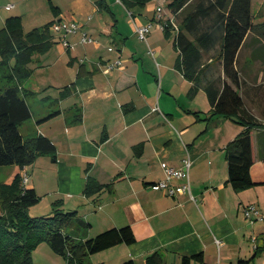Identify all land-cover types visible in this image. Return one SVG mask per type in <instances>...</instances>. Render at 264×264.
<instances>
[{
    "label": "crops",
    "instance_id": "0c3cea01",
    "mask_svg": "<svg viewBox=\"0 0 264 264\" xmlns=\"http://www.w3.org/2000/svg\"><path fill=\"white\" fill-rule=\"evenodd\" d=\"M97 1L0 0L4 8L0 19L20 16L24 32L46 24L37 25L45 16L48 22L75 20L80 30L94 39L82 44L78 32L69 36L71 46L64 48L50 30L52 44L41 54L47 57L37 71L47 66L61 71L37 78L32 89L25 82L33 71L22 84L33 122L24 137L42 134L56 147L55 161L40 155L23 169L28 175L27 188L35 190L40 202L48 199L45 213L36 214H50L53 203L61 201L62 211H77L90 224L84 236L73 229L82 238L131 227L134 243L93 253L89 256L92 264H122L130 259L134 264H147V257L155 252L162 264H181L183 257L194 254H202V261L192 260L191 264H237L252 258L256 246L264 241V220L250 223L244 214L249 204L264 214V27L257 25L248 31L236 54L238 87L226 76L223 59L217 58L220 43L201 50L198 76L191 80L176 66L179 51L174 44L175 54L169 60L163 43L152 48L148 42L157 31L154 29L145 42L148 49H131L129 37H123L122 16L116 12L121 3L107 0L112 10L108 12L100 9ZM160 1L165 5L166 0ZM191 1L175 15L171 12L173 17ZM251 8L253 22L264 23V0L260 13H254L252 0ZM144 9L126 11L138 23L155 20V12L146 15ZM214 22L213 14L209 24L213 27ZM28 25L31 29L26 31ZM127 26L137 37L131 18ZM242 50L248 53L241 59ZM115 59H120L121 65L105 69V64ZM225 82L238 91L261 125L252 131L254 163L250 174L256 185L241 191L227 182L225 147L244 127L237 116L213 114L205 90L211 83L222 90ZM32 104L37 107L34 111ZM57 110L56 116L37 123ZM187 156L192 162L190 192L194 199L189 193L170 196L150 187L165 176L162 162L181 167ZM11 166L14 170L8 181L18 171ZM88 178L103 186L89 197L85 195ZM183 182L171 180L176 187ZM251 264H264V251Z\"/></svg>",
    "mask_w": 264,
    "mask_h": 264
},
{
    "label": "trees",
    "instance_id": "16d2710c",
    "mask_svg": "<svg viewBox=\"0 0 264 264\" xmlns=\"http://www.w3.org/2000/svg\"><path fill=\"white\" fill-rule=\"evenodd\" d=\"M118 1L127 11H131L136 7L144 8L151 0ZM189 1L173 0L168 3V7L175 15ZM97 5L100 9L112 11L107 0H98ZM213 14L214 26H202L203 20L210 19ZM53 21L24 32L22 18L11 16L0 29V166L15 165L18 168L9 181L0 183V264H32V252L43 242H47L56 254L62 256L66 264H90L91 254L120 243L132 244L136 241L130 226L111 228L95 237H80L73 229L81 231L84 236L90 224L77 211H62L61 201L53 203L52 212L47 216L31 217L27 214L28 209L39 202L40 196L33 188L23 185L22 170L40 155H48L55 161L56 147L42 134L24 137L20 132L19 126L32 118L22 84L33 72L29 68L33 56L45 53L52 44L50 26ZM257 25L264 26V23L253 22L251 0L198 1L175 31L174 45L179 51L176 66L185 77L195 80L201 65V50L220 43L217 58L223 59L226 76L238 87L239 74L234 67L236 54L248 31L256 29ZM171 31L173 27L168 24L164 28L165 36L171 35ZM189 35L194 38L190 39ZM205 90L213 114L237 116L239 124L244 127L225 147L227 182L236 191L250 188L256 185L250 174L254 163L252 131L261 125L246 108L238 91L227 82L222 90L212 83ZM59 112H50L37 123L41 124ZM102 187L88 178L85 195L89 197ZM262 251L264 241L256 246L252 258L241 259L237 264H251L252 259ZM192 260L202 261V254L185 256L181 264H191ZM146 263L162 264V259L155 252L147 257ZM122 264L134 262L130 259Z\"/></svg>",
    "mask_w": 264,
    "mask_h": 264
},
{
    "label": "rangeland",
    "instance_id": "374dc122",
    "mask_svg": "<svg viewBox=\"0 0 264 264\" xmlns=\"http://www.w3.org/2000/svg\"><path fill=\"white\" fill-rule=\"evenodd\" d=\"M173 0H166L165 1V5H164V2L163 1H160V0H151L144 8V11L146 10V15H152L153 11L156 12V10L158 8H163V14H164V18L167 20L168 19V16L170 18L173 17V14L171 13V10L170 8L168 7V3L172 2ZM198 1L200 0H193L191 1L187 7H185V9L182 10V12H180L177 17H175L174 21L175 23L177 24L178 26V23L180 22V19L184 17V15L189 12L190 10L194 9L195 5L198 3ZM262 2L263 0H252V3H253V11L255 14H258L260 13L259 12V8L262 7ZM148 5L150 6V8L148 7ZM3 6L0 5V18L2 17V15L4 13H2V10H3ZM117 13H118V16H122V19H123V22L121 23L122 27V33H123V37L124 36H127L129 37V39H127V42H128V46L131 48V49H143L144 46L146 49H148L147 47V44L141 40H138V38L134 35H131L132 32L130 31V28L128 25V20L130 19V16L128 15V12L126 11V9H122L121 8V4H118L117 6ZM168 10H170V12H168ZM262 12V10H261ZM6 18V15L4 16V18L0 19V29L3 28L4 26V20ZM49 20L48 18H46L45 16L40 18L39 21L37 22L38 24L37 25H40V24H43V23H47ZM203 24L202 26H206L210 23V19H206V20H203ZM127 24V25H126ZM30 25L28 26H25V29L26 31L27 30H30L31 28H29ZM264 27V26H263ZM154 29H156L157 31L156 32H153ZM151 33L153 32L152 34V37L151 39H148V42L150 43V46L152 48H154V46L156 44H164L165 46V52L168 56V59L170 60L172 56H174L175 52L173 50V44H174V38H175V31H171L172 32V35H169V39L166 38L164 32L162 30H160L156 25L153 26V28L151 29L150 31ZM150 32L148 33V37L150 35ZM69 38V37H68ZM120 38V37H119ZM119 38L117 39L118 42H120ZM153 40L154 43L151 41ZM61 44V43H60ZM151 49V48H149ZM248 52L246 50H242L241 51V54H240V58L242 59L244 57V55H246ZM171 54V55H170ZM57 54L53 53L52 56L56 57ZM47 55H41V54H35L33 56V61L29 64V68L30 69H33L34 73L33 75L25 82V86L28 87V88H32L34 89L35 85H36V80L37 78H40L41 76H50L52 75L53 73H56V74H59V72L61 71L60 68H51V67H45L43 68L42 70H38V68L41 67V64L45 61ZM0 59H1V56H0ZM13 63V61H12ZM59 66L62 67L63 66V60H60L59 61ZM68 73H65V77L67 78ZM31 103V102H30ZM35 105V104H34ZM32 104V109L33 111L37 108L36 106H34ZM30 124H33L32 120H28L24 123H22L20 126H19V129L21 131V133L23 135L26 136V130L28 129V126ZM14 170V166H11V165H8V166H0V182H7L8 179L11 177V176H8V174ZM29 179H30V175H29ZM7 180V181H6ZM29 185V183H27L26 187ZM48 199H44V201L42 200L40 202L39 200V204L37 203V205H34V206H31L29 209H28V215L31 216V217H34V216H40V214H36V213H45L46 210H44V205L46 204ZM41 209V210H40ZM49 214H44L43 216H47ZM41 244H44L45 246L47 247H44V248H47V250H49L48 252L46 251V249L44 250L43 247H41L39 245V247H37L33 252H32V264H66L65 262V259L60 256V255H57L56 253H54L52 251V249L49 247L48 243L47 242H43ZM42 245V246H44ZM96 256H99V255H96ZM97 258V257H96ZM90 260V258H89ZM92 264V263H90Z\"/></svg>",
    "mask_w": 264,
    "mask_h": 264
},
{
    "label": "built area",
    "instance_id": "2783aa9c",
    "mask_svg": "<svg viewBox=\"0 0 264 264\" xmlns=\"http://www.w3.org/2000/svg\"><path fill=\"white\" fill-rule=\"evenodd\" d=\"M8 7H12V5H8ZM163 8H158L155 12V20L147 21L145 23H138L136 19L130 13V18L133 23V28L137 37L147 43V35L151 31L154 25H156L160 30H164L168 24H171L174 31H177V24L174 21V17L168 18L167 20L164 18ZM90 19V17L88 18ZM81 25L79 22L75 20H65V19H56L50 26L51 32H53L57 37L59 42L62 44L64 48H69L71 43L69 41V36L74 35L76 33H80L79 41L82 44L92 43L94 39L88 35L86 32L81 31ZM150 54H154L151 49H149ZM120 59H115L113 61L107 62L105 64V69L112 70L121 65ZM191 159L189 156L183 159V164L181 167H174L166 162H162L161 166L164 171V178L154 182L150 185L152 189L162 190L166 194L173 196L177 192L189 193L191 199H194L190 192V167H191ZM178 179L183 180L184 182L180 186H174L171 183V180ZM28 182L27 173L22 170V183L25 186ZM245 217L249 220L250 223H253L257 220H264V214L259 210V208L254 204H249L244 208Z\"/></svg>",
    "mask_w": 264,
    "mask_h": 264
}]
</instances>
